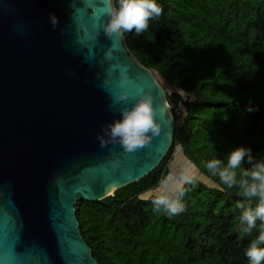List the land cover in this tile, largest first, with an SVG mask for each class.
<instances>
[{"label": "water", "instance_id": "95a60500", "mask_svg": "<svg viewBox=\"0 0 264 264\" xmlns=\"http://www.w3.org/2000/svg\"><path fill=\"white\" fill-rule=\"evenodd\" d=\"M69 2L0 0V264H98L77 203L143 179L173 142L176 123L155 74L127 53L123 33L105 34L111 1ZM123 91L127 101L114 100ZM144 92L159 135L133 153L101 147L96 133Z\"/></svg>", "mask_w": 264, "mask_h": 264}, {"label": "trees", "instance_id": "16d2710c", "mask_svg": "<svg viewBox=\"0 0 264 264\" xmlns=\"http://www.w3.org/2000/svg\"><path fill=\"white\" fill-rule=\"evenodd\" d=\"M158 3L162 15L144 33H123V44L162 87L174 88L167 96L176 123L171 148L138 182L98 202L79 201L80 234L98 264H248L252 237L239 232L236 207L243 198L238 188L221 190L204 164L240 145L264 159V0ZM249 102L258 110L247 112ZM177 148L214 186L188 179L186 211L168 216L153 211L154 194L142 196L169 173Z\"/></svg>", "mask_w": 264, "mask_h": 264}, {"label": "clouds", "instance_id": "9594fccd", "mask_svg": "<svg viewBox=\"0 0 264 264\" xmlns=\"http://www.w3.org/2000/svg\"><path fill=\"white\" fill-rule=\"evenodd\" d=\"M163 6L158 0H116L110 6L104 23L106 35L132 32L137 35L149 29V21L162 15ZM49 21L53 27L58 23L57 17L49 13ZM177 94L186 96L184 89L178 88ZM128 93L120 92L114 100L127 101ZM247 112L258 109L249 102L245 106ZM160 132L156 119V110L151 93L138 95L130 107H122L119 117L113 118L96 133V140L101 147L108 144L119 146L126 153H133L146 146ZM247 164V167L244 165ZM204 168L213 177H218L219 187L239 189L243 198L236 207L240 210L239 232L252 237L244 250L248 264H264V159H257L251 149L236 146L227 152L224 159L214 158L206 162ZM181 179L175 184L165 183L154 192L151 203L153 211L163 210L168 216L179 215L186 211L183 197L184 183ZM255 230V236L253 232Z\"/></svg>", "mask_w": 264, "mask_h": 264}, {"label": "rangeland", "instance_id": "374dc122", "mask_svg": "<svg viewBox=\"0 0 264 264\" xmlns=\"http://www.w3.org/2000/svg\"><path fill=\"white\" fill-rule=\"evenodd\" d=\"M163 89L167 96H169L174 91V88L169 87L166 84L163 86ZM183 97L185 98L186 96ZM189 163L190 162H188L186 158L183 157L182 152L179 150V148H177L174 152L173 159L169 164V173L162 179V181L160 182V184L156 189H158L161 185L165 184L166 182L175 184L176 182L180 181L182 178L200 179L201 176L199 175V173H196L195 168H193V166H191ZM156 189H154V191H150L149 193H146L142 197L143 198L149 197V195L154 194Z\"/></svg>", "mask_w": 264, "mask_h": 264}, {"label": "built area", "instance_id": "2783aa9c", "mask_svg": "<svg viewBox=\"0 0 264 264\" xmlns=\"http://www.w3.org/2000/svg\"><path fill=\"white\" fill-rule=\"evenodd\" d=\"M110 1H111V3H112L113 0H110ZM171 108H172V110H173V107H172V106H171ZM176 115H179V112H176Z\"/></svg>", "mask_w": 264, "mask_h": 264}, {"label": "snow or ice", "instance_id": "6c2138e0", "mask_svg": "<svg viewBox=\"0 0 264 264\" xmlns=\"http://www.w3.org/2000/svg\"><path fill=\"white\" fill-rule=\"evenodd\" d=\"M74 2H75V0H70L69 4H72V3H74Z\"/></svg>", "mask_w": 264, "mask_h": 264}, {"label": "crops", "instance_id": "0c3cea01", "mask_svg": "<svg viewBox=\"0 0 264 264\" xmlns=\"http://www.w3.org/2000/svg\"><path fill=\"white\" fill-rule=\"evenodd\" d=\"M190 164V163H189ZM191 165V164H190ZM192 166V165H191ZM154 191V190H153Z\"/></svg>", "mask_w": 264, "mask_h": 264}]
</instances>
